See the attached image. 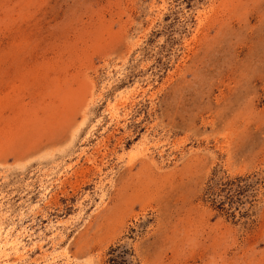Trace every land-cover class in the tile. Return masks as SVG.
Masks as SVG:
<instances>
[{"label": "rangeland", "instance_id": "rangeland-1", "mask_svg": "<svg viewBox=\"0 0 264 264\" xmlns=\"http://www.w3.org/2000/svg\"><path fill=\"white\" fill-rule=\"evenodd\" d=\"M10 224L25 264H264V0H0Z\"/></svg>", "mask_w": 264, "mask_h": 264}, {"label": "bare ground", "instance_id": "bare-ground-1", "mask_svg": "<svg viewBox=\"0 0 264 264\" xmlns=\"http://www.w3.org/2000/svg\"><path fill=\"white\" fill-rule=\"evenodd\" d=\"M27 231L24 226L14 229L12 224L3 231L0 228V264H12L9 261L10 255H13L21 264H25L27 251L31 248L27 247L23 241L25 235L30 236Z\"/></svg>", "mask_w": 264, "mask_h": 264}]
</instances>
